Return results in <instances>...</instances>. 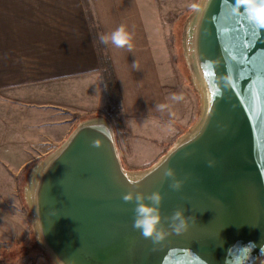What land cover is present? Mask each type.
<instances>
[{"label":"water","instance_id":"1","mask_svg":"<svg viewBox=\"0 0 264 264\" xmlns=\"http://www.w3.org/2000/svg\"><path fill=\"white\" fill-rule=\"evenodd\" d=\"M235 3L198 0L187 18L200 112L156 163L126 170L109 120L97 116L34 167L24 198L53 264H264V27ZM129 191H159L163 226L183 209L187 230L144 237Z\"/></svg>","mask_w":264,"mask_h":264},{"label":"crops","instance_id":"2","mask_svg":"<svg viewBox=\"0 0 264 264\" xmlns=\"http://www.w3.org/2000/svg\"><path fill=\"white\" fill-rule=\"evenodd\" d=\"M195 2L91 0L102 35L120 25L131 35V50L106 45L122 102L117 144L126 170L152 166L198 118L158 20H180ZM97 116L110 120L112 111L82 0H0V251L8 262L0 264H51L7 182Z\"/></svg>","mask_w":264,"mask_h":264},{"label":"clouds","instance_id":"3","mask_svg":"<svg viewBox=\"0 0 264 264\" xmlns=\"http://www.w3.org/2000/svg\"><path fill=\"white\" fill-rule=\"evenodd\" d=\"M243 9L247 14L261 27H264V0H236L234 11ZM102 44L108 45L109 43L116 48L127 47L132 49L131 35L125 30L124 25H120L110 33L103 34L99 37ZM135 67V63L133 64ZM177 99V97H173ZM158 107L163 108L164 105ZM211 166V162L209 163ZM164 175L174 178L175 172L172 168H167ZM182 185V181L173 179L170 187L178 190ZM123 199L125 201L135 200L134 208V221L133 227L141 231L144 237H151L156 243L163 241L170 232L177 234L183 233L189 226V218L185 216L183 209L175 210L170 217L166 219L169 221L168 228L162 224L161 202L162 194L159 191H153L149 194L144 192H127Z\"/></svg>","mask_w":264,"mask_h":264},{"label":"rangeland","instance_id":"4","mask_svg":"<svg viewBox=\"0 0 264 264\" xmlns=\"http://www.w3.org/2000/svg\"><path fill=\"white\" fill-rule=\"evenodd\" d=\"M197 2H198V0H196L195 3H197ZM190 12L191 11L186 12L184 17L180 18V20H178L179 16L177 18V16L174 17V16H171V15L167 19H160L159 18L158 20H160L159 22H161V21L163 22L164 43H168L170 51L174 52V54L172 53V56L174 55V63H175L176 68H177L176 72L180 76V79L182 81V85L184 86V84H185V86L187 88L191 89L189 91V94H191V97L194 100L195 104H197V103L199 104V106H198V115H199L200 106H201L200 97H199L198 92L196 91V87H195L194 83L192 82V76H191L188 64L186 62V59H185L186 58V56H185L186 54H185V51H184V46L187 47L188 43H187V45H185V39L183 37V31L185 32L186 22H187V18L189 16ZM165 39H166V41H165ZM187 88H183V89L185 91H187ZM192 90H194L193 92L195 94L192 92ZM111 118L112 119H110L109 122H110V124L112 126V129L114 131L115 138H116V143H117L118 141H120V137H121L120 135L121 134H120L118 126L116 125L115 119L113 118V116ZM121 123H122V121H121ZM77 124H76V126H77ZM75 127L73 128V130L75 129ZM176 141L173 142V144L168 148V150L176 143ZM117 147H118V144H117ZM167 151L162 156H164L167 153ZM40 153H44V151L41 150ZM40 153H35L34 152L33 155L34 156H36L38 154L40 155ZM46 157L47 156L39 159V162L44 160ZM39 162H35L33 165H31L28 168H26L23 171V173H22V175L20 177H18L16 179L14 178V179L10 180L9 182H7L8 190H11V192L14 193V199H12V201L17 203V205L23 207V209L28 213V215L30 216V220H31V226H32V218H31V215H30V212H29L28 205H27V203L25 201V198H24V188L26 186L28 177L30 176V174L33 171L34 167L39 164ZM33 236L35 238L34 242L36 243V237H35L34 233H33ZM38 248H39V246H38ZM41 252H42L43 255L46 254L45 255L46 258L50 261L51 264H53L51 262V260H50V257L48 256V254L43 252L42 250H41ZM2 254L4 255L3 251L2 252L0 251V262L8 263L5 258L2 259Z\"/></svg>","mask_w":264,"mask_h":264},{"label":"trees","instance_id":"5","mask_svg":"<svg viewBox=\"0 0 264 264\" xmlns=\"http://www.w3.org/2000/svg\"><path fill=\"white\" fill-rule=\"evenodd\" d=\"M82 3L84 5L92 40L98 56L99 70L105 85L109 104L111 106L112 116L115 119L118 128H121L122 123L120 115L122 112V102L118 90L117 80L114 75L113 66L106 45L100 42L99 37L102 34L92 7L91 0H82Z\"/></svg>","mask_w":264,"mask_h":264}]
</instances>
